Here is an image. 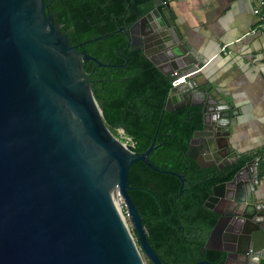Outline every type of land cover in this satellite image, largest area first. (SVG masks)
I'll list each match as a JSON object with an SVG mask.
<instances>
[{
	"label": "water",
	"instance_id": "1",
	"mask_svg": "<svg viewBox=\"0 0 264 264\" xmlns=\"http://www.w3.org/2000/svg\"><path fill=\"white\" fill-rule=\"evenodd\" d=\"M127 34L128 47L141 50L171 82L191 73L171 86L163 109L201 107L202 128L191 142L201 143L212 162L197 159L199 166L221 170L235 163L239 154L231 151L230 137L239 111L211 86L197 83L208 60L186 47L169 1L152 0V9ZM83 44L68 43L44 0H0V264H162L128 194L129 170L140 161L176 175L179 193L184 180L149 163L154 141L138 154L113 136L82 64L113 65L79 51ZM258 185L253 158L230 181L215 184L203 203L218 215L205 248L225 252V264L231 254L264 264Z\"/></svg>",
	"mask_w": 264,
	"mask_h": 264
},
{
	"label": "trees",
	"instance_id": "2",
	"mask_svg": "<svg viewBox=\"0 0 264 264\" xmlns=\"http://www.w3.org/2000/svg\"><path fill=\"white\" fill-rule=\"evenodd\" d=\"M55 25L70 45L84 43L79 51L111 67L88 60L82 69L102 118L113 136L122 129L135 153L148 155L159 173L138 161L131 165L128 194L146 230L147 242L162 264H193L208 261L225 264L226 253L207 250L205 243L218 215L203 206L212 187L230 181L253 158L264 154L239 155L235 163L219 170L201 168L189 142L202 128L200 106L188 105L164 111L171 79L163 75L139 49L128 47L127 29L152 9V0H44ZM100 40L99 36L109 34ZM92 40V42H88ZM259 177L264 163H258ZM145 264H152L145 260Z\"/></svg>",
	"mask_w": 264,
	"mask_h": 264
},
{
	"label": "crops",
	"instance_id": "3",
	"mask_svg": "<svg viewBox=\"0 0 264 264\" xmlns=\"http://www.w3.org/2000/svg\"><path fill=\"white\" fill-rule=\"evenodd\" d=\"M186 47L208 61L196 81L238 109L230 149L264 152V30L253 14L257 0H168ZM258 202L264 204V176ZM219 242L218 244H221ZM231 254L226 264H238Z\"/></svg>",
	"mask_w": 264,
	"mask_h": 264
},
{
	"label": "built area",
	"instance_id": "4",
	"mask_svg": "<svg viewBox=\"0 0 264 264\" xmlns=\"http://www.w3.org/2000/svg\"><path fill=\"white\" fill-rule=\"evenodd\" d=\"M253 14L256 15L259 19L258 27L264 30V0H257L256 6L253 9ZM191 73L183 76L176 77L172 82L171 86H177L178 84L186 82L187 77ZM129 142V138H126ZM258 163H264V154L257 158Z\"/></svg>",
	"mask_w": 264,
	"mask_h": 264
},
{
	"label": "flooded vegetation",
	"instance_id": "5",
	"mask_svg": "<svg viewBox=\"0 0 264 264\" xmlns=\"http://www.w3.org/2000/svg\"><path fill=\"white\" fill-rule=\"evenodd\" d=\"M46 7H47V10L49 13L48 5H46ZM49 15H51V14L49 13ZM191 140H192V138H191ZM191 140L189 142V147L192 150L191 153L195 155V160L198 159L199 162L203 165L210 164L212 162V160H209V159L204 157L206 152H205V149L203 148V146L201 145V143H199L197 141L191 142ZM201 168H208V167H201ZM221 245H222V243L221 244L215 243L214 247H221ZM238 264H246V263H245L243 258H240V260L238 261Z\"/></svg>",
	"mask_w": 264,
	"mask_h": 264
},
{
	"label": "rangeland",
	"instance_id": "6",
	"mask_svg": "<svg viewBox=\"0 0 264 264\" xmlns=\"http://www.w3.org/2000/svg\"><path fill=\"white\" fill-rule=\"evenodd\" d=\"M117 138H118L120 141L125 142V143H127V144H129V145L132 146V144L126 139V137L124 136V134H123L122 132H120V131L118 132ZM119 207H120V211H121L122 215L125 216L124 205H123V203L121 202V200H120V206H119ZM125 221H126L128 227H129V229H130V232L132 233L133 237L135 238L134 232H133V230L131 229L130 224H129V222H128V220H127L126 217H125Z\"/></svg>",
	"mask_w": 264,
	"mask_h": 264
},
{
	"label": "bare ground",
	"instance_id": "7",
	"mask_svg": "<svg viewBox=\"0 0 264 264\" xmlns=\"http://www.w3.org/2000/svg\"><path fill=\"white\" fill-rule=\"evenodd\" d=\"M114 202L118 209H120V199L117 197V195H114Z\"/></svg>",
	"mask_w": 264,
	"mask_h": 264
}]
</instances>
